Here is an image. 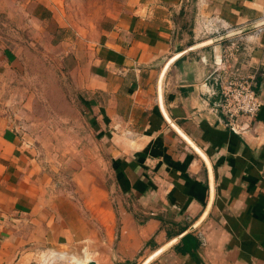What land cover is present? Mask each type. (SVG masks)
<instances>
[{
  "label": "crops",
  "instance_id": "crops-1",
  "mask_svg": "<svg viewBox=\"0 0 264 264\" xmlns=\"http://www.w3.org/2000/svg\"><path fill=\"white\" fill-rule=\"evenodd\" d=\"M63 1L0 0V264H264V26L236 35L263 100L236 134L196 21L264 0H112L85 28Z\"/></svg>",
  "mask_w": 264,
  "mask_h": 264
},
{
  "label": "built area",
  "instance_id": "built-area-1",
  "mask_svg": "<svg viewBox=\"0 0 264 264\" xmlns=\"http://www.w3.org/2000/svg\"><path fill=\"white\" fill-rule=\"evenodd\" d=\"M196 21L200 33L210 37H218L232 30L230 27L218 24L213 16L198 14ZM262 26L256 28L261 29ZM221 53L210 63L209 76L212 79L218 100H215L209 110L216 112L222 124L233 133L241 134L246 129L242 119L252 118L263 105L255 88L256 71L243 72L236 64L240 45L236 36L224 40ZM41 254V253H40ZM42 261V260H41ZM43 263H54V259H43Z\"/></svg>",
  "mask_w": 264,
  "mask_h": 264
},
{
  "label": "rangeland",
  "instance_id": "rangeland-1",
  "mask_svg": "<svg viewBox=\"0 0 264 264\" xmlns=\"http://www.w3.org/2000/svg\"><path fill=\"white\" fill-rule=\"evenodd\" d=\"M63 2L65 13L68 15L71 23L77 26L84 24L85 28L86 25H90V23L96 22L100 18V16L107 10L108 5L110 6L112 0H64ZM3 28L4 25L0 24V29ZM52 250L53 249H43L39 251L41 254L37 258L42 261L44 258L54 259L55 264H77L76 262L71 261L69 255H74L80 259H83V257L97 258V255L94 252L95 250H89L88 248L79 251L77 254L67 252L68 258L59 257L60 255H58V252H64L63 250H53L57 253L56 256L59 257L56 258V256L50 254V251Z\"/></svg>",
  "mask_w": 264,
  "mask_h": 264
},
{
  "label": "water",
  "instance_id": "water-1",
  "mask_svg": "<svg viewBox=\"0 0 264 264\" xmlns=\"http://www.w3.org/2000/svg\"><path fill=\"white\" fill-rule=\"evenodd\" d=\"M260 26H264V18L262 20L258 21V22L253 23V24H250V25H247V26H243V27H240V28H236V29H232V30H230L229 32H227L225 34H222L221 36H218V37H215L213 39H210L205 44H212V43H215V42L224 40L226 38L239 35V34H241L243 32L256 29V28H258ZM205 44L203 43L202 45H205ZM259 97L262 100V98H261L260 95H259ZM160 251H161V249L157 250L149 258H147L146 260H144L141 264H146L149 259H151L153 256L157 255ZM88 264H97V263H95L94 261H89Z\"/></svg>",
  "mask_w": 264,
  "mask_h": 264
},
{
  "label": "trees",
  "instance_id": "trees-1",
  "mask_svg": "<svg viewBox=\"0 0 264 264\" xmlns=\"http://www.w3.org/2000/svg\"><path fill=\"white\" fill-rule=\"evenodd\" d=\"M185 240H186L187 242H188V241L192 242L193 238H192L191 235H187V236L185 237Z\"/></svg>",
  "mask_w": 264,
  "mask_h": 264
}]
</instances>
